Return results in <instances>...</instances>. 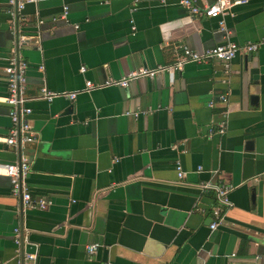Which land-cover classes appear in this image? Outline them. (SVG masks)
Wrapping results in <instances>:
<instances>
[{"label": "crops", "instance_id": "1", "mask_svg": "<svg viewBox=\"0 0 264 264\" xmlns=\"http://www.w3.org/2000/svg\"><path fill=\"white\" fill-rule=\"evenodd\" d=\"M9 1L0 0L1 97L14 58L27 64L29 94L42 86L74 92L86 81L171 65L179 46L202 53L264 41V0L224 18L194 17L157 0H37L16 29ZM27 106L36 141L0 143V163L28 157L25 184L34 200L51 205L23 207L0 175V264H21L28 251L35 264H264V45L238 54L229 73L218 61L191 63L172 78L164 73L125 89L81 93L72 103ZM9 111L0 104V137L11 128ZM220 125L225 133L210 136ZM201 184L233 187L215 229L216 193ZM95 243L97 252L87 255Z\"/></svg>", "mask_w": 264, "mask_h": 264}, {"label": "built area", "instance_id": "2", "mask_svg": "<svg viewBox=\"0 0 264 264\" xmlns=\"http://www.w3.org/2000/svg\"><path fill=\"white\" fill-rule=\"evenodd\" d=\"M158 3H174L179 7L185 9L190 15L194 17H207V18H224L231 14V10L240 5H245L249 0H212L209 5L199 6L197 0H157ZM37 0H10L9 4L14 7L15 11H8L11 17V27L15 28L16 21L21 17L20 13L23 12L25 6L28 4H34ZM137 2V0H135ZM60 20H67V8L63 9V12L59 16ZM56 20V19H53ZM42 24V21H39ZM221 28L223 27L222 20L219 22ZM75 26V29H78ZM135 30L134 27L131 28ZM28 39V38H26ZM262 45L263 42L259 43H247L245 45H238L233 42H227L224 44L216 45L209 48L202 53H197L186 46H179V53L175 61L168 66H159L155 69H147L139 67L137 69L130 70L121 79L118 80H106L103 83H92L86 81L85 88L83 90L74 92H55L48 89L46 86H42L35 94H29L27 92V81H26V70L27 64L16 58L10 59L8 65L4 68L6 75L7 92L5 96H0V104H4L10 108L9 118L11 121V128L8 136L0 137V143H3L9 147H24L27 144L36 141V132L32 129L29 115L31 114V108L27 106L28 103L35 100H42L51 103L53 100L63 98L69 102H73L78 95L81 93L90 92L92 90H98L105 87H118L125 89L131 83L139 80H153L160 74H167L170 78L173 77L174 73L182 71L183 67L187 64H203L210 61H218L223 65L225 73L230 72V64L232 60L240 53L251 54L255 53ZM85 71L84 67L80 68V72ZM221 102H226V95H221L218 99ZM213 102L210 103L212 107ZM214 133L224 134L225 127L220 125L217 131L214 129L209 130V135L212 136ZM178 178H182L184 173L181 170L179 164L176 166ZM200 170V169H198ZM30 172V161L26 156H21L19 161L15 163H0V175L7 177L11 183V193L14 196L20 195L22 205L25 208H38L41 210L46 209L51 205V202L44 199L38 198L34 200L28 190L25 181ZM203 191L213 189L216 193L217 205L212 209L213 222L210 224L211 229H215L222 221L220 206H229V193L233 189L231 185H220L211 186L210 184L199 185ZM21 243V234L19 229L14 230V244L19 246ZM99 244L87 245L85 250L87 255H94ZM36 253L35 252H24L21 264H35Z\"/></svg>", "mask_w": 264, "mask_h": 264}, {"label": "water", "instance_id": "3", "mask_svg": "<svg viewBox=\"0 0 264 264\" xmlns=\"http://www.w3.org/2000/svg\"><path fill=\"white\" fill-rule=\"evenodd\" d=\"M70 109H72V107H69L68 111H70ZM251 176H253V174H251Z\"/></svg>", "mask_w": 264, "mask_h": 264}]
</instances>
